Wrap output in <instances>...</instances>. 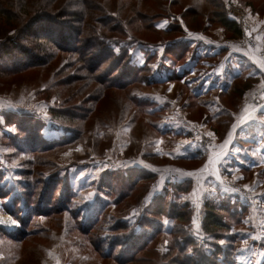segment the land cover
Instances as JSON below:
<instances>
[{
  "label": "rangeland",
  "instance_id": "obj_1",
  "mask_svg": "<svg viewBox=\"0 0 264 264\" xmlns=\"http://www.w3.org/2000/svg\"><path fill=\"white\" fill-rule=\"evenodd\" d=\"M66 6L54 44L45 26L6 18ZM72 31L128 58L101 66L99 48L60 39ZM201 36L264 56V0H0V214L17 223L0 225V264H264V77L195 99L209 69L188 65L214 61ZM248 110L260 119L242 128ZM206 208L229 227L220 238L203 230ZM121 225L150 241L134 262H120Z\"/></svg>",
  "mask_w": 264,
  "mask_h": 264
},
{
  "label": "trees",
  "instance_id": "obj_2",
  "mask_svg": "<svg viewBox=\"0 0 264 264\" xmlns=\"http://www.w3.org/2000/svg\"><path fill=\"white\" fill-rule=\"evenodd\" d=\"M36 7V5L34 6ZM43 9V8H41ZM37 8L32 11L31 13L29 12H24L23 14H19V13H16V12H12V11H8V14L10 16H7V21H11V20H18V21H21L18 25H23L24 23L26 22H29L31 21L30 23L34 26V25H39L40 27H43L45 26V34L48 36H44L45 39H47V42L48 43H57V40H56V34L60 35V33H58V31H55V27L53 26V21H57V19H60L61 16H69L70 13H71V8L69 6H66L65 9H60V10H57L55 11V9L53 10H50V9H43V11L41 10V13H37ZM63 11H65V13L63 15H60L62 14ZM25 14V15H24ZM23 16L25 17V19H23ZM80 16V15H79ZM217 16H218V22L219 24H221L228 32H231L233 33V36L234 37H239L241 36V31L239 30L238 28V25L235 21L231 20L227 14L223 13V12H220V13H217ZM65 18V17H64ZM78 21H81L82 18L80 19H77ZM40 34V32H39ZM42 34V33H41ZM62 34V32H61ZM85 33L84 32H80L78 31V33H75L72 31L71 34H68L67 37L65 38L64 35H61L60 39H63V41H67L68 42H73V41H76L78 44H87L89 46H92L93 49L95 48H99L100 50H102V52L100 51H97L96 54L98 55H103V60H107V61H102V65L101 66H105L108 61H114V62H121V60H119L118 58H122L123 60L125 58H128L126 57L127 56V52H125V54H122V55H118L114 52V50L112 49V45H115V42L112 41V40H107V38H104V36L102 35H89L91 36V39L88 40H84L82 38V35H84ZM1 38L3 39L4 37L1 36ZM66 42V43H68ZM109 42V43H108ZM110 44V45H109ZM118 44V43H117ZM74 49V48H72ZM21 59V64L22 66H28L30 63H32L33 61H30V58H29V55L28 54H22L21 56L18 55ZM29 60V61H27ZM107 62V63H106ZM130 68L132 69L133 67L131 65H127L126 64V69H127V72H130ZM132 76V74H131ZM130 82L133 81V77L132 79H128ZM245 88V87H244ZM243 91H245V89H243ZM242 91V92H243ZM240 97H242V95H240ZM153 215L158 219L160 218L162 215H164V211L163 209H160V210H157V212H153ZM177 216H178V219L179 221H184L185 218H184V215L183 213L179 212L177 213ZM149 220V219H148ZM120 230L122 232H130L129 234L127 233L125 236V239L128 240V242L126 241V244H124V246H122V243H113L111 246H110V249H109V256H111V254L114 253L115 249L118 247V246H122L124 248L122 254H124L125 256L124 257H120V262H124V263H127V262H134L135 259H136V253H139L140 251H143L144 249L142 248H145L146 245H148L150 243V241L148 243H144L143 245H140L141 244V241L139 238H137L136 234L133 235V231H131L128 227H124L123 225H121V227L119 226ZM229 227L227 226V224L225 223V221L220 217L218 216V214L212 209V208H206V211H205V214H204V218H203V230L205 232V234L209 235L210 237H213V238H220V235H221V231L222 230H227ZM152 229V226L149 224H145L144 227L141 228V231L143 233H147V232H150L149 230ZM131 234V235H130ZM156 234L155 233H151V237L148 239L151 241L153 240V236ZM123 242V241H122ZM179 242H176V244H178ZM121 244V245H120ZM129 244V245H128ZM181 245V243H179ZM126 245V246H125ZM186 245H190V247L194 248V249H190V247L187 249V251H190L191 254L190 255H187V258L188 259H191L192 256H194V253H195V248L196 245L195 243H193L192 241H189L187 243H183V245H181L182 247L183 246H186ZM131 247V248H130ZM213 249L215 248L214 245L212 247ZM212 248H208V251L210 252L211 255H217L218 254V247L216 245V248L213 250ZM194 250V251H192ZM186 251V252H187ZM208 251H206V253H208ZM205 256V254H203V257ZM205 258V257H204ZM203 258V259H204ZM205 263H201V264H217L213 261H208V260H204ZM199 264V263H198ZM226 264V263H225ZM228 264H230L228 262Z\"/></svg>",
  "mask_w": 264,
  "mask_h": 264
},
{
  "label": "crops",
  "instance_id": "obj_3",
  "mask_svg": "<svg viewBox=\"0 0 264 264\" xmlns=\"http://www.w3.org/2000/svg\"><path fill=\"white\" fill-rule=\"evenodd\" d=\"M195 41L202 42L203 46L209 51L207 52V57L210 58V60H214L212 63H209V61H205L209 59H204L206 56L200 59L196 57L195 61L188 65V68H190L189 72L200 67L202 68V66H207L209 69L204 82L201 83V88H205L204 93L200 91L195 92L194 95L195 99L199 98L201 100L200 102H204L206 104L209 102L217 103V99H212V97L209 96H211L210 93L217 91V88H219L217 87L219 80L226 81L224 88H228V86L232 84V81L239 78H260L262 80V77H264V56L261 55L259 46H245V44L243 45L241 42H232L229 44L213 38H207L206 36L198 37ZM199 62L201 64H199ZM215 114L219 115L217 111ZM241 118L244 121L241 124L242 128L247 126L245 123L246 121H255L256 118L260 119V117L255 115V112H251L249 110L246 114L242 115ZM235 129L236 128H231V130H229L228 137L234 138L236 136ZM230 138L228 139L230 140ZM243 149H246V147ZM184 175L185 174H183V176ZM198 181H200V179H198ZM234 192V190L232 191L230 189L226 194H235ZM241 198L243 199L242 196Z\"/></svg>",
  "mask_w": 264,
  "mask_h": 264
},
{
  "label": "bare ground",
  "instance_id": "obj_4",
  "mask_svg": "<svg viewBox=\"0 0 264 264\" xmlns=\"http://www.w3.org/2000/svg\"><path fill=\"white\" fill-rule=\"evenodd\" d=\"M0 225L12 230L17 226V223L10 220L6 215L0 214Z\"/></svg>",
  "mask_w": 264,
  "mask_h": 264
}]
</instances>
